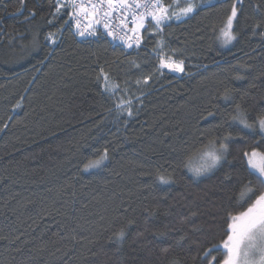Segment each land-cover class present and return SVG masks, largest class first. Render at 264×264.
I'll return each mask as SVG.
<instances>
[{"label":"trees","instance_id":"1","mask_svg":"<svg viewBox=\"0 0 264 264\" xmlns=\"http://www.w3.org/2000/svg\"><path fill=\"white\" fill-rule=\"evenodd\" d=\"M52 4L54 0H26L27 7L15 13L18 0H0V127L12 117L0 131V264H169L175 254L165 259L159 250L185 232L191 239L183 242L181 264H201L193 241L204 248L219 244L226 235L219 231L226 227V212L238 214L255 200L252 195L236 204L241 186L220 185L226 172L243 168L246 161H239L238 150L245 145H231L227 161L232 165L226 161L214 174L196 179L178 166V150L201 132L223 135L213 126L228 119L236 103L252 117L264 109V46L259 35H252V25L264 20V2L242 0L234 22L238 39L229 45L217 36L232 0H218L191 19L170 22L162 36L148 29L142 46L132 49L108 38L80 40L67 25L62 40L48 45L45 35L67 19L63 15L49 25ZM257 4L262 12L255 11ZM31 8L36 15L26 22ZM34 35L39 50L19 60V45ZM157 38L185 61L180 76L154 74ZM45 56L49 59L41 64ZM101 66L130 95L144 93L138 115L117 121L115 112L109 113L112 102L96 80ZM150 75L145 86L143 78ZM225 88L235 90L234 101L220 99ZM22 95V107L13 111ZM208 112H216L215 117L202 120ZM231 131L235 135L238 126ZM105 148L109 158L104 166L84 171V163ZM165 171L173 174V183L156 180ZM248 180L257 195L264 191L252 176L241 184ZM153 209L156 215L148 217L147 231L137 237ZM189 209L198 214L182 224ZM129 220L136 223L128 226L125 240L109 239ZM194 227L202 233H191ZM216 256L215 264H220L222 252L214 250L209 259Z\"/></svg>","mask_w":264,"mask_h":264},{"label":"snow or ice","instance_id":"2","mask_svg":"<svg viewBox=\"0 0 264 264\" xmlns=\"http://www.w3.org/2000/svg\"><path fill=\"white\" fill-rule=\"evenodd\" d=\"M18 2L19 7L15 9V13H20L27 7L26 0H18ZM51 7L54 10L51 13V19L48 20L49 25L54 24L63 15H66L67 19L61 24L60 29L45 35L44 41L48 45H56L62 40L64 26L67 25L73 37L80 39L110 37L113 41H120L125 48H133L134 46L139 48L145 39L144 33L149 28L152 29L151 35L162 36L164 27H167L170 22L191 19L202 9L210 8L212 5L209 4V0H167V2L166 0H54ZM241 7L242 0H232L230 12L217 36L223 45H229L238 39L234 22L238 19ZM254 9L256 12H262V4L254 5ZM35 15V8L28 9V15L24 19L26 22H30ZM262 28H264V20L252 25V35H259L261 46H264ZM17 38L22 40L24 34H17ZM39 47L38 36L34 35L30 43L19 45V60L27 59L33 52L39 50ZM153 53L158 60L154 74L163 75L164 70L175 73L185 72V61L177 59V50L169 51L168 45L163 40L158 42ZM47 59L49 56H45L40 63L43 64ZM240 67L248 69L250 66L241 65ZM243 78L241 76L236 77V79ZM152 79L153 76L151 75L145 76L143 84L147 86ZM96 80L103 93L112 102L108 111L109 113L115 112L117 121L125 116L132 118L138 115L137 104L142 106L143 92L140 96L130 95L127 88L121 89L119 84L113 81L111 72L106 71L103 66L100 67ZM136 83L139 85L141 81L137 80ZM220 99L234 101L235 90L225 88ZM22 101L23 95L12 106V110L20 109ZM232 113L228 119L213 126L216 130L223 131V135L212 136L210 131H206L194 137L191 143L186 142L184 147L178 150L182 155V159L178 161V166L186 168L193 179L208 176L214 174L227 161V157L232 154L231 145H245L242 151L238 150L239 161L241 163L246 161L243 163V168L226 172L220 180V185L226 189L229 186H241L236 204H242L252 195H255V200L248 205L245 211L238 214H231V210L226 212L223 220L226 227L219 229L222 235H226L219 244H211L210 247L204 248L199 240L193 241V243L197 247V255L201 264H205V261L207 264H215L219 256L209 259L214 250L223 253L224 258L220 264H264V191H260L257 195V188L253 186L252 180L241 184L245 176H252L255 179V184L264 188V148L261 147L264 146V109L252 117L249 112L242 109L239 103H236ZM215 115L216 112H208L201 119L208 120L214 118ZM11 119L12 117L9 116L8 120L4 121L0 131L7 129ZM235 126H238V131L234 135L231 129ZM249 141L251 142L250 151L248 150ZM196 144H199L200 147L194 148ZM95 155L96 159H88L84 163V171L103 167L109 158L107 148L102 153H95ZM227 162L229 165L234 163V161ZM172 176L173 174L167 171L158 172L156 180L160 184H171L174 182ZM228 204L234 210L233 197H229ZM156 211L153 209L145 217V229L137 232V237L144 236L147 231L148 217L156 215ZM197 214V211L189 209V215L182 217L181 223L190 224L191 218L196 217ZM135 223L134 220H129L127 225L114 232L109 239L118 243L122 242L126 239L128 226ZM191 233H202V229L194 227L191 229ZM157 235L164 237L168 235V232H159ZM190 239V233L185 232L172 244L160 248L161 257L167 259L168 256L175 254L169 264H181L179 256L185 254L183 242ZM196 258L195 256L192 257L194 260Z\"/></svg>","mask_w":264,"mask_h":264},{"label":"rangeland","instance_id":"3","mask_svg":"<svg viewBox=\"0 0 264 264\" xmlns=\"http://www.w3.org/2000/svg\"><path fill=\"white\" fill-rule=\"evenodd\" d=\"M216 1H218V0H209V4H212V3H215ZM185 20V19H184ZM183 21V20H182ZM172 22H180V21H172ZM149 29H151V28H149ZM151 32H152V29H151ZM150 32V33H151ZM87 38H92V37H87ZM108 38H110V37H108ZM80 39V38H79ZM84 39H86V38H84ZM111 39V38H110ZM109 39V40H110ZM80 40H82V39H80ZM112 40V39H111ZM110 40V41H111ZM160 40H163V38H157V44H158V42L160 41ZM113 41V40H112ZM118 41V40H117ZM164 41V40H163ZM115 42V41H114ZM120 42V41H119ZM120 44L121 45H123L121 42H120ZM53 46V45H52ZM127 49H131V48H127ZM156 57V56H155ZM164 71H167V70H164ZM167 72H169V71H167ZM169 73H171V74H174V75H176V76H180L182 73H175V72H169ZM116 115V114H115ZM126 118H128L127 116H125ZM245 211V210H244Z\"/></svg>","mask_w":264,"mask_h":264},{"label":"built area","instance_id":"4","mask_svg":"<svg viewBox=\"0 0 264 264\" xmlns=\"http://www.w3.org/2000/svg\"><path fill=\"white\" fill-rule=\"evenodd\" d=\"M92 38H97V37H92ZM92 38H91V39H92ZM107 38H108V37H107ZM89 39H90V38H89ZM108 39H110V38H108ZM110 40H111V39H110ZM111 42H112L113 44H115V45L122 46L124 49H127V48H125L123 45H121L119 41H115V42H114V41L111 40ZM141 46H142V45H141ZM141 46H140V47H141ZM133 48H137V47L134 46ZM131 49H132V48H131Z\"/></svg>","mask_w":264,"mask_h":264}]
</instances>
